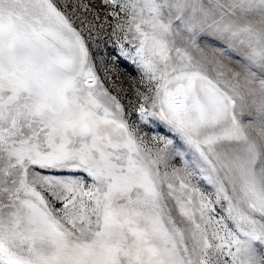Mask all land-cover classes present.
<instances>
[{"label":"snow or ice","instance_id":"6c2138e0","mask_svg":"<svg viewBox=\"0 0 264 264\" xmlns=\"http://www.w3.org/2000/svg\"><path fill=\"white\" fill-rule=\"evenodd\" d=\"M99 5L0 0V264H264V0Z\"/></svg>","mask_w":264,"mask_h":264},{"label":"rangeland","instance_id":"374dc122","mask_svg":"<svg viewBox=\"0 0 264 264\" xmlns=\"http://www.w3.org/2000/svg\"><path fill=\"white\" fill-rule=\"evenodd\" d=\"M93 8L99 9V0H91ZM120 81H122L123 87L128 89L127 95L125 96V102L131 98V77L135 75L134 69H132L127 63L121 64ZM101 75L103 73L101 72Z\"/></svg>","mask_w":264,"mask_h":264}]
</instances>
